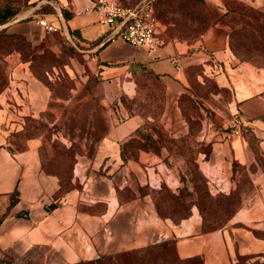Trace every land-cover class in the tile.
I'll return each instance as SVG.
<instances>
[{"label":"crops","instance_id":"0c3cea01","mask_svg":"<svg viewBox=\"0 0 264 264\" xmlns=\"http://www.w3.org/2000/svg\"><path fill=\"white\" fill-rule=\"evenodd\" d=\"M94 1L28 0L33 18L9 20L0 32L35 39V30L46 29L38 20L43 16L70 38L93 70L77 79L72 68L77 58L71 56L65 66L75 85L60 96L35 73L30 57L2 54L9 77L0 89V262L103 264L167 240L174 241L180 258L201 257L203 264L263 256L264 65L232 50L220 22L228 12L226 0H205L216 23L201 36L162 39L155 48L112 37L120 24L101 23L99 13L87 9ZM236 1L264 11V0ZM193 65L230 91V108L246 119L241 135L215 132L210 155L200 160L203 173L213 188H232L236 161L250 169L254 183L229 222L213 230L204 229L196 205L179 220L159 213L157 191L181 185L166 148H140L136 155L125 148L146 118L129 114L122 96L137 94L143 76L158 79L169 92L164 120L171 123L180 116L175 93L186 90ZM29 118L43 122L38 133L26 134Z\"/></svg>","mask_w":264,"mask_h":264},{"label":"rangeland","instance_id":"374dc122","mask_svg":"<svg viewBox=\"0 0 264 264\" xmlns=\"http://www.w3.org/2000/svg\"><path fill=\"white\" fill-rule=\"evenodd\" d=\"M123 4H136L141 0H118ZM229 6L236 9L228 12L220 18L225 25L230 40L236 41L237 56L239 58L250 57L253 60H264V51L249 49V32L242 27L253 24L261 19L258 10L250 5L236 1ZM159 18V32L161 39H187L192 41L201 36L192 29H202L208 22L216 23L212 13V7L205 0H153ZM20 8V12L4 14L5 21L21 17V20H30L33 13L27 11L32 4L28 0H0V8L5 6ZM24 5V6H23ZM27 9V10H26ZM209 18H205L206 15ZM24 16H27L24 18ZM2 18V19H3ZM40 39V42L37 43ZM70 38L61 31H49L47 29L35 30V39L23 34L4 33L0 36V89L7 83L9 77L8 67L2 61V54L9 52H21L22 55L33 57L36 64V74L60 96H68L70 89L75 85V78L67 71L66 64L71 63V56L76 57L75 64H71L77 79L92 75V68L85 56L77 47L70 43ZM231 46V45H230ZM233 50V49H232ZM37 55H40L39 57ZM144 90L135 97L125 96L122 101L128 113H140L147 122L144 125L145 133L158 139L160 149L166 148L169 157L167 163L175 168L181 185L175 190L167 187L161 194L170 204L165 209L166 215L175 219L185 217L191 213L199 194L202 201H206V211L210 218H218L211 222L213 228L219 229L225 226L234 209L239 203L241 206L243 197L254 190L252 174L247 167L233 163L234 173L231 175L232 188H213L207 176L202 173L200 160L205 154L209 156L212 151V137L218 130L230 131L229 122L233 116V110L229 106L231 93L226 88L217 85L212 76L203 73L201 66L194 65L187 69L186 90L175 93L174 106H179L178 118L171 123L165 119L166 99L168 90L165 84L158 85L149 81L145 82ZM171 108L168 109L170 113ZM175 115V114H174ZM31 125H33L31 123ZM37 125V124H34ZM157 144V145H158ZM23 145V142H18ZM204 155V156H205ZM178 196L172 201L170 194ZM203 218L202 211L199 208ZM217 211L221 214H217ZM175 243L169 242L166 246L158 245L151 251L122 253L116 257H109L103 264H178ZM0 264H6L1 263ZM238 264H264V255L253 256L249 260H240Z\"/></svg>","mask_w":264,"mask_h":264},{"label":"trees","instance_id":"16d2710c","mask_svg":"<svg viewBox=\"0 0 264 264\" xmlns=\"http://www.w3.org/2000/svg\"><path fill=\"white\" fill-rule=\"evenodd\" d=\"M228 3H230V2L227 1V4H226L227 7H228V12L230 10L233 11V10L236 9L234 6H229ZM9 8L7 7V8H3V10H0V22H3V21H5L6 18H8L6 16H5V18H3L2 16L4 14H13L14 13ZM257 12H259L258 14H260L261 19L256 20L252 25L249 24V26L242 27V29L244 31L249 32V49H252V50H255V51H257V50L264 51V11L258 10ZM210 15L211 14H209V15L207 14L205 18L208 19ZM213 24L214 23H212V22H208L207 25L204 28H202V29H192L191 28V30L196 31L197 32V35H200L204 31H206ZM229 44L231 45V48L233 49V51L238 54V52H237L238 51L237 50L238 45L236 44V41L230 40V43ZM37 56L39 57L40 55H37ZM30 58L32 59V66H33V69H34V71L36 73L38 67L36 66V64L33 63V61H34L33 57H30ZM241 59L249 60V61L253 62L254 64H256L258 66L264 65V60H261V61L260 60H253L250 57H245V58H241ZM146 81H149V82H151L153 84L156 83L158 85H162L163 84L158 79H154L153 77H150V76H143V78H140L139 79V90H138L137 94H135L133 97H135L136 95H138L139 93H141V91L144 90L143 87L145 86V82ZM52 91H53V93L55 95H57V93H55V91L53 89H52ZM123 97L125 98V96H122V98ZM29 119H30V121H29L28 129L26 130V134L27 135H32V134L38 133L39 129L43 126V122H39L35 118H29ZM147 121L148 120L146 118L145 123ZM31 123L33 125H31ZM34 124H37V125H34ZM144 125L141 128L137 129L136 132H137L138 136L135 137V138H133V139H131L126 144L125 148H126V150H127V152H128L129 155H136L138 149H140V148H146V149L147 148H151V149H153L155 151H160L161 150L160 149V145L158 144V139L154 138L149 133H145ZM234 163L239 164L236 161ZM239 165H241V164H239ZM166 186L167 185H163L162 188L157 191V207H158L159 213L161 215H163V216H171V215H166L165 214V209L170 204V202L167 201L166 198H165V196L161 194L162 190H164L166 188ZM170 197L172 198V201H174L175 198L178 199V196H175V194L173 193V191H172V194H170ZM195 204H197L199 206V208L201 209V211H202L204 229H206V230L216 229V228L211 227L210 223L211 222L218 221V218H216V217L215 218H210V216H208L209 214L206 211V201L205 202L202 201V196L200 194H199V197L197 198ZM239 207H240L239 206V203H237V206L234 209L233 214L237 211V209ZM189 214H190V212L187 213L185 215V217H187ZM217 214H221V212L219 213L217 211ZM175 220H179V219H175ZM169 242H173L174 243L173 240H167V241L159 242L157 244H153V245L148 246L147 248H144V249H141V250H134V251L124 252V253L142 252V251H147L148 252V251H151L153 248H157L158 245L166 246L167 243H169ZM175 251H176V246H175ZM176 254H177V251H176ZM251 256L252 255H249V256H239V260L235 264H238L240 262V260H244V259H245V261L246 260H249V258H251ZM176 257H177L178 264H203V260H202L201 257H190V258H187V259H182V258H180L178 256V254H177ZM172 264H175V263H172Z\"/></svg>","mask_w":264,"mask_h":264},{"label":"built area","instance_id":"2783aa9c","mask_svg":"<svg viewBox=\"0 0 264 264\" xmlns=\"http://www.w3.org/2000/svg\"><path fill=\"white\" fill-rule=\"evenodd\" d=\"M88 10L99 13V21L103 24H120L119 31L112 37L120 36L132 45H145L155 48L163 43L158 35L159 19L153 0H141L136 4H123L118 0H95ZM39 23L47 30L55 31L58 26L45 17H38ZM9 21L0 22V32L6 29ZM178 67H181L179 63ZM246 119L240 111L233 112L229 122L230 132L241 135Z\"/></svg>","mask_w":264,"mask_h":264}]
</instances>
